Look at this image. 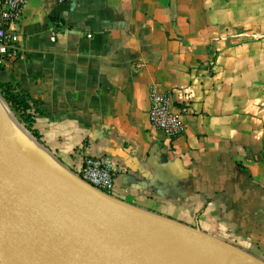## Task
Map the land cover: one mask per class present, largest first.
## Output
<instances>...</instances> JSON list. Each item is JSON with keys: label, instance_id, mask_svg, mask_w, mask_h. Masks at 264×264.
Masks as SVG:
<instances>
[{"label": "crops", "instance_id": "1", "mask_svg": "<svg viewBox=\"0 0 264 264\" xmlns=\"http://www.w3.org/2000/svg\"><path fill=\"white\" fill-rule=\"evenodd\" d=\"M13 28L0 82L43 102L34 129L65 166L107 156L114 197L264 253V0H28ZM153 84L189 106L173 141Z\"/></svg>", "mask_w": 264, "mask_h": 264}, {"label": "bare ground", "instance_id": "2", "mask_svg": "<svg viewBox=\"0 0 264 264\" xmlns=\"http://www.w3.org/2000/svg\"><path fill=\"white\" fill-rule=\"evenodd\" d=\"M0 130L26 156L33 175L45 186L43 189L26 182L20 187L21 196L50 214L73 237L71 242L61 238L58 242L64 251L86 263L223 264L241 254L186 226L145 214L101 191L82 187L62 167L63 170L49 162L22 130H17L1 103ZM62 203L66 210L60 207ZM121 255L125 257L123 261L118 259Z\"/></svg>", "mask_w": 264, "mask_h": 264}, {"label": "water", "instance_id": "3", "mask_svg": "<svg viewBox=\"0 0 264 264\" xmlns=\"http://www.w3.org/2000/svg\"><path fill=\"white\" fill-rule=\"evenodd\" d=\"M26 182L45 189L26 156L0 130V264H89L64 251L58 238L73 237L21 196Z\"/></svg>", "mask_w": 264, "mask_h": 264}, {"label": "built area", "instance_id": "4", "mask_svg": "<svg viewBox=\"0 0 264 264\" xmlns=\"http://www.w3.org/2000/svg\"><path fill=\"white\" fill-rule=\"evenodd\" d=\"M27 1L0 0V70L6 61L17 59L20 55V33L13 25L20 22ZM55 36L56 31L52 29L51 39L55 40ZM141 66L138 63L136 68ZM149 101L151 124L162 131L169 141L175 140L184 132V116L189 112L188 104L178 103L171 93L160 90L155 84L150 86ZM77 173L83 182L108 196H114L117 168L107 156H84Z\"/></svg>", "mask_w": 264, "mask_h": 264}, {"label": "rangeland", "instance_id": "5", "mask_svg": "<svg viewBox=\"0 0 264 264\" xmlns=\"http://www.w3.org/2000/svg\"><path fill=\"white\" fill-rule=\"evenodd\" d=\"M0 103H1V105H2V107H3V110H4V113H5V115L8 117V119L11 121V123L17 128V130L19 131V132H22L38 149L40 148V151L42 152V154L46 157V159L49 161V162H51L52 161V163H54V164H56L58 167H62L61 169L63 170V171H65L66 173H68L69 175H71L75 180H76V182L79 184V185H81L82 187H84V188H87V189H91V190H93V191H95V192H98L99 190H97V189H95V188H93L92 186H90L89 184H87V183H84V182H82L80 179H79V177H78V173L76 172V171H73L71 168H69V167H67V166H65L58 158H57V156L54 154V153H52L49 149H47L44 145H43V143L41 142V140L37 137V136H34L27 128H26V126H25V123H23L22 122V120H21V116H20V113L18 112V111H16V110H14L13 108H11L8 104H6V102L4 101V99L2 98V96L0 95ZM6 108V109H5ZM22 130V131H21ZM90 187V188H89ZM100 193V192H99ZM107 197V196H106ZM110 197V199H112V200H114V201H117V202H121L122 204H124V205H126V206H129V207H131V208H134L135 210H138V211H143V210H141V209H138L137 207H134V206H132V205H130V204H128V203H126V202H124V201H122V200H120V199H118V198H116V197H114V196H109ZM108 198V197H107ZM64 204H66L65 203V201L63 202ZM61 204V208L62 209H65V205L64 204ZM66 210V209H65ZM64 210V211H65ZM61 212H63V211H61ZM144 213H145V211H144ZM145 214H149V213H145ZM149 215H152V216H155V217H157L158 218V216H156V215H153V214H149ZM160 219H166V218H163V217H159ZM174 222V221H173ZM182 227H184V226H182ZM184 228H186V227H184ZM186 229H189V230H191V231H193L194 233H198V234H201V235H204V236H207V237H209V239H212L214 242H218V244H220V245H222V246H224V247H226V248H229V249H232V250H235V251H237V252H239V253H241L240 255H238V256H235V257H231V258H229L226 262H224L223 264H264V258H262L261 256H259L258 254H260V255H263L264 256V253H262L261 251H259L257 248H252V249H249V251L247 252L248 253V255L247 254H245L243 251L241 252L239 249H237V248H235V247H232V246H230V245H228L227 243H224V242H221L220 240L218 241V239L216 240V238L214 239V238H212L211 236H208L207 234H205V233H203V232H201V231H199L198 229H196V228H192V227H187ZM251 251V252H250ZM242 253H244L245 255H242ZM252 254H255V256L256 255H258L259 257H261L262 259L261 260H259V259H255L254 257H253V255ZM124 256L123 255H121L118 259L120 260V261H123V259L125 258H123ZM254 260H256V261H259L258 263H255V262H253ZM261 261H263V263H260Z\"/></svg>", "mask_w": 264, "mask_h": 264}, {"label": "trees", "instance_id": "6", "mask_svg": "<svg viewBox=\"0 0 264 264\" xmlns=\"http://www.w3.org/2000/svg\"><path fill=\"white\" fill-rule=\"evenodd\" d=\"M0 88L8 105L20 113L26 128L39 138L34 123L36 116L43 114V102L33 98L24 88L15 87L11 82H0Z\"/></svg>", "mask_w": 264, "mask_h": 264}]
</instances>
